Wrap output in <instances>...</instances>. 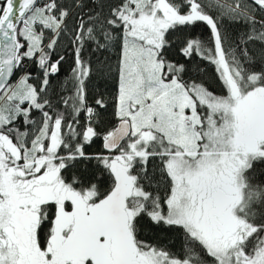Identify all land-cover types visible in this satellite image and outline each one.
Masks as SVG:
<instances>
[{
  "label": "snow or ice",
  "instance_id": "obj_1",
  "mask_svg": "<svg viewBox=\"0 0 264 264\" xmlns=\"http://www.w3.org/2000/svg\"><path fill=\"white\" fill-rule=\"evenodd\" d=\"M0 264H264V0H0Z\"/></svg>",
  "mask_w": 264,
  "mask_h": 264
}]
</instances>
